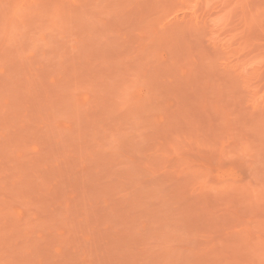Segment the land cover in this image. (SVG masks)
<instances>
[{
    "label": "rangeland",
    "instance_id": "obj_1",
    "mask_svg": "<svg viewBox=\"0 0 264 264\" xmlns=\"http://www.w3.org/2000/svg\"><path fill=\"white\" fill-rule=\"evenodd\" d=\"M0 264H264V0H0Z\"/></svg>",
    "mask_w": 264,
    "mask_h": 264
}]
</instances>
